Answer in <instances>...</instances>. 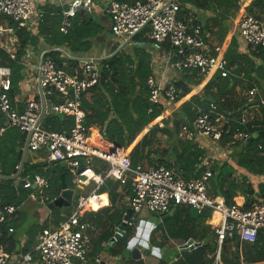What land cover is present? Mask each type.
Instances as JSON below:
<instances>
[{
  "label": "trees",
  "instance_id": "trees-1",
  "mask_svg": "<svg viewBox=\"0 0 264 264\" xmlns=\"http://www.w3.org/2000/svg\"><path fill=\"white\" fill-rule=\"evenodd\" d=\"M118 1L133 3L145 0ZM178 3L179 18L189 26H201L202 35H208L207 42L210 48L213 49L215 46L220 48L221 55L226 60L227 67L232 69L233 75L227 78H220L218 74L205 77L197 70L185 71L180 73L179 79L174 84L181 90L174 101L171 103L163 101L161 105L152 104L149 101L147 80L155 76L153 55L159 52L152 49L148 29L144 28L120 52L99 61L100 81L88 90L89 98L83 99V108L86 112L84 126L91 130V133L92 129L97 130L104 141L123 149H128L140 138L128 154L133 167L146 162L148 167H165L178 173L176 171L178 166L179 176L185 181L200 179L208 170L210 177L206 180V192L210 198H222L227 207H232L236 205L235 199L242 197L244 199L242 208L249 209L255 199L264 203V184H259L254 190L245 178L238 179L235 169L227 163L211 161L210 167L206 168L202 165L205 149L199 143L178 139V132L181 125L189 124L199 116L200 111H207L211 104H215L219 113L231 119L224 128L227 132L222 135L221 144L223 146L230 144L234 149L232 154L234 164L251 175L264 176V106L260 108L261 117L245 127L248 134L255 136L254 140L250 144L244 142L231 144L235 133L244 130L238 122L242 111L250 105L237 90V86L243 82L248 91L255 89L257 91L255 104L258 103L259 98L264 100V48L246 44L240 36L236 22L244 14L263 21L264 0H178ZM45 12L36 35L26 30H16L11 25L18 41L13 60L0 50V65L7 66L11 70L9 97L10 104L17 113L22 111L21 102L17 99L23 81V68L19 63L28 47H33L35 50L40 47L41 52L48 51L44 57L49 58L56 69L70 73L79 62L68 57L88 55L93 50L94 42L105 34L104 25L94 14L79 12L71 20L67 34L63 35L58 30L60 10L46 8ZM241 45L244 52L239 50ZM117 48L118 46L112 47L110 55L114 54ZM57 49L67 56L54 51ZM160 55L168 56L169 64L181 58L179 50L171 47L168 42L162 45ZM159 122H162V128L158 126ZM2 125L3 119H0V126ZM72 125L71 117L52 115L44 120L43 128L49 132L65 134ZM149 125L151 128L146 130ZM23 140L24 136L13 128L6 130L0 138V194L4 204L18 207L29 193L33 192L29 190L27 196H23L24 189L16 191L14 188L11 176L15 173L17 164H22L20 173L22 179L34 175L49 179V187L42 194L46 204L59 196L60 176L64 177L67 187H74L71 183V175L60 164H51L50 168L45 170L46 163L25 161L24 154L20 151ZM162 141L168 147L162 146ZM92 168L95 173L101 174L107 168V164L94 159ZM106 187H109L111 197L110 208L107 210L108 212L114 210L111 213L112 216L114 215L112 218L114 222L109 224L113 229L121 226L126 207L117 206L119 194L115 191L120 187L117 182L106 181L96 194L105 193ZM121 190L124 195H130V183L121 187ZM174 209V214L162 221L167 227L169 239L176 240L180 244L192 239L200 243V246L190 252L178 253L179 255L172 259L160 258L158 264H168V261L169 264H211L212 259L208 256L213 255L217 247L212 227L205 224L211 217V211L202 212L198 216L203 219L202 225H198V217L193 219L190 216L189 207L178 206ZM67 215L64 216L59 209L53 208L50 214L51 220L42 227L34 226L31 234L35 235L37 230L47 231L49 225L58 227ZM87 215L84 214L83 221H86ZM164 216L166 215L159 217ZM13 227L12 220L0 224V247L9 244V247H4L6 255H12L16 249L17 242L12 236L7 237L8 231ZM156 230L157 227L150 234L149 242L151 246L159 248L165 243L154 241ZM113 233V230L104 232L103 237L97 242L96 252L103 251L102 243L109 244ZM132 236L133 232L127 230L125 236L112 245L119 250H112L111 256L116 257L125 253L127 243ZM35 246L36 242L27 243L18 253L23 255L30 253ZM219 260L221 264L264 263V229L257 233L253 242L240 241L236 235L225 240L220 249ZM131 262L142 264L140 260L131 259Z\"/></svg>",
  "mask_w": 264,
  "mask_h": 264
},
{
  "label": "built area",
  "instance_id": "built-area-1",
  "mask_svg": "<svg viewBox=\"0 0 264 264\" xmlns=\"http://www.w3.org/2000/svg\"><path fill=\"white\" fill-rule=\"evenodd\" d=\"M47 2L48 0H0V50L12 60L17 45L13 27L36 35L45 17L44 6ZM179 9L178 0H145L133 3L109 0L106 13L110 21V34L117 40L126 42L147 28L153 50L160 54L162 45L166 42L179 50L181 58L172 64H169L168 56L162 55L165 63L179 74L197 70L205 77L218 74L220 78H227L233 75L232 69L227 67V62L221 55L220 48L215 46L211 49L207 42L208 35H202L201 26H189L179 18ZM93 11V0H70L68 6L60 11L59 32L67 34L71 20L77 13L92 14ZM236 26L246 44L264 48L262 21L244 14L237 20ZM4 41H7V44H3ZM31 51L33 52L32 47L26 49L19 64L23 68L26 81L34 78L35 94L23 103L20 113H17L10 104L11 70L0 65V119H3L0 138L9 128L18 130L24 136L20 149L24 155L28 151L36 153L45 150L47 162L45 170H48L51 164L63 165L71 175L74 187L84 188L91 182L95 187L86 198L79 197L77 207L72 209L58 227L38 233L36 246L32 252L11 262L4 249L0 247V264L30 263L33 256L38 259L39 264H84L91 248V235L88 232L90 226L81 221L82 213L91 198L96 199L100 196L96 194L99 187L109 180L117 182L120 187L130 183L131 189V194L127 197L131 215L124 227L122 225L115 227L109 246L123 238L127 230H133L135 233L127 245L141 248L145 243L149 244L150 234L156 226L135 220L132 216L144 212L163 216L178 206L193 208L198 216L202 212L211 211L207 223L212 227L217 244L215 253L208 256L212 259L211 264H221L220 249L225 240L236 235L240 241L253 242L257 233L264 229L263 202L254 203L249 209H243L238 204L227 207L222 198L212 199L207 195L206 180L210 177L208 170L200 179L185 181L181 179L179 173L165 167L142 165L133 167L127 153L117 152L115 149L108 151L96 146L92 140L91 130L84 126L86 112L83 108V99H86L88 90L100 81L99 60L83 59L67 73L56 69L53 62L49 58H42V55L37 64H33L29 60ZM175 82L176 80H173L162 86L154 78L148 79L149 101L156 105H161L163 101L170 103L174 101L181 92L174 86ZM256 96L255 89L245 94V99L250 105L242 111L238 122L244 130L235 133L231 144L245 143L252 138V135L245 131V127L261 117L260 108L264 106V100L261 98L258 103H254ZM52 115L72 118L73 125L68 133L49 132L43 128L44 120ZM230 121L229 116L222 115L217 111V106L211 104L209 110L200 111L199 116L192 122L181 125L178 139L193 143L204 140L218 143L224 132H227L224 128ZM158 126L162 128V122H159ZM150 128L151 125L146 129ZM101 138L100 136L99 139ZM94 159L107 164V168L101 174L95 173L92 168ZM202 165L210 167L208 159L203 160ZM21 169L22 164H17L15 173L11 176L14 182L22 179ZM29 178L32 179L31 182L28 181ZM22 180L25 181L22 189L29 191L35 186L34 191L40 195L49 187V179L40 175ZM29 196L33 198L31 193ZM42 203H45L44 199ZM15 214L16 207L4 204L0 194V224H5ZM215 214L218 218L217 223L213 224L211 220ZM197 247L199 246L191 244L187 249L194 250Z\"/></svg>",
  "mask_w": 264,
  "mask_h": 264
},
{
  "label": "crops",
  "instance_id": "crops-1",
  "mask_svg": "<svg viewBox=\"0 0 264 264\" xmlns=\"http://www.w3.org/2000/svg\"><path fill=\"white\" fill-rule=\"evenodd\" d=\"M69 1L70 0H48V2L44 6V10L47 8V9H59L61 11L62 9L66 8L68 6ZM93 1H94V11L92 14H94V16L100 22H102V24L104 25L105 34L103 36L99 37L94 42L93 50L88 55H84V56L76 57V58L86 59V60L96 59V60L100 61V60H103V59H106L108 57L113 56V54L110 55V50L112 49V47L118 46V48H119L122 45H124L125 42H121L120 40H117L109 32L110 21H109L108 15L106 13V8H107L109 0H93ZM208 15L210 16V14H208ZM104 39L105 40L107 39L106 41L109 42L106 44L107 46L105 44H103ZM17 45H18V41H17ZM239 50H240V52L245 51V50H243L242 45H241V48H239ZM31 53H32V55H31L29 60L33 64H36V62H38V60H39V58L43 52L40 51L38 55H36V53L34 51L33 52L31 51ZM161 60H162V57H160L159 53H155L153 55V65L155 67L154 68V73H155L154 79L158 84H160L162 86H166L168 83L172 82L173 80H178L180 77V74L176 70H174L169 64L164 63L163 65H161ZM159 61H160V63H159ZM163 62H165V61L163 60ZM26 80L27 79L23 75V81H22L21 85H24V87H21V85H20V88H19L20 92L22 90L25 91L24 99L22 101H20L21 107L26 100L30 99L31 96H33L35 94V92L33 91V89L36 85L34 83V78H31L28 81H26ZM24 81H26V82H24ZM237 90H239L240 94H242L244 97H245V94L248 92V90L245 88L243 82L240 83L239 86H237ZM87 98H89V94L87 95L86 99ZM146 130H149V129H146ZM92 132H96L95 135L97 137H95V135H92V140L94 141L96 146H99L100 148H104L108 151L115 149L117 152H125V153L129 154V152L134 147V145L140 140V138H138L128 149H123V148L117 147L113 144L107 143L102 138L100 140L99 139L100 135H99L98 131H96L95 129H92ZM163 141H165V140H163ZM163 141L161 142L162 146L168 147L167 144H165V142H163ZM199 144L205 149V159L204 160L208 159L209 164L211 163V161H217L220 164H223V163L229 164L230 166H232L235 169L236 176L238 177V179L240 177L245 178L247 180V182H249L252 185L254 190H256V188L259 184H264V176L251 175L248 172H246L245 170L238 168L234 164L233 159H232V154L234 152L233 151L234 149L231 147L230 144H226L225 146H223L221 144V141L218 143H213V142H210L207 140H204V141L200 142ZM24 160L25 161L28 160L30 163H37V162L40 163L41 162V163L47 164V162H46V151L41 150V151L36 152V153L28 151L24 155ZM142 164H143L142 165L143 167H148L146 165V162H144ZM60 166H62V165H60ZM63 179H64V177H63ZM60 180H61V176H60ZM71 183H72V181H71ZM72 185H73V183H72ZM90 186H93V188H91L90 191H87L86 188H88ZM94 187H95V184L91 182L87 187H84L83 190L85 192H87V194H89L94 189ZM106 188H107V191L100 195V196H105L106 199H105L104 203L102 204L100 202L99 204H97V206L95 208L93 206H87L82 213L81 221H83L82 219H83L84 214H88L86 221H83V222H86L90 226V229L88 232L90 233L91 240H92L91 248H90V251L87 255L86 262L84 264H119L121 261L124 264H128V262H126V260L123 262L124 258L122 259L120 254L117 257H114V256L112 257L108 253L104 252V250L100 253L96 252L97 242L103 237L104 232L105 231L107 232L109 230H113V231L115 230L114 227L112 229L109 225V224H112L114 222V219H112L114 215L113 216L111 215V213L114 210H111L109 212L107 210L108 208H110L111 197L109 195V192H110L109 187H106ZM70 189H74V187L70 188ZM25 191H27V190H25ZM32 191L33 192L31 193V195L33 196V198H31L30 196H27L25 198V200L20 204V206L16 207V214L12 219H10V221L11 220L14 221V227H13V229H10L11 232L8 231L7 237L12 236L14 238V240L17 242L15 252L12 255L7 254V256L11 262H14L15 260H17L19 257H21L23 255L22 253H18V252L23 249L25 244H27V243L31 244L32 242H37L36 236L41 231L37 230L38 232H36L35 235H32L31 234L32 228L34 226H38V228L42 227L45 223H47L48 221L51 220L50 219L51 210H49L47 208L46 203H42V200L44 198L42 197V195L35 192L33 189H32ZM27 192H29V191H27ZM115 192L117 194H119V199L117 200V206H120V207L125 206L126 210L129 209V205H128V201H127L128 196L124 195V192L121 190V187H119L117 189V191H115ZM235 202H236V204L242 206L244 203V199L242 197H237L235 199ZM257 202H262V201L255 199L253 204L257 203ZM25 206H27L26 209H24ZM57 209H59V208H57ZM59 210H60L61 214L64 216L72 211V209H70L66 213L65 210H61V209H59ZM92 213H94V214H92ZM125 213H126V211H125ZM125 213H124V216H125ZM30 214L35 215L36 218H34L32 220L31 224H27L26 223L27 217L28 216L32 217ZM189 214H190V210H189ZM197 217H198V215H197ZM197 217H195V218H197ZM217 218H218V215L215 214L213 216V219L211 220V223H213V224L217 223ZM162 221H164V220H162ZM205 224L210 225L207 222ZM53 229H54L53 225H49L47 230H53ZM131 231L133 232L132 237H134L135 233L133 230H131ZM153 239L156 242L158 241L155 238H153ZM148 243H149V241H148ZM176 245L180 251L183 244H180V242H179ZM7 246L9 247L8 243H7ZM7 246H4V247H7ZM4 247H2V248L4 249ZM101 247H102V249L110 248L109 244H105V243H102ZM152 248L159 250V248H156L153 246H152ZM115 250L118 251L119 248L117 247ZM125 250L127 251V247ZM180 253H185V252L180 251ZM151 255H152V257L153 256L156 257V261L153 262L152 264H158L159 260H160V252L158 251V252H155ZM145 259H146V257L142 256L141 259L134 260V261L140 260V262L142 264H145ZM169 262L170 261H168V264H169ZM23 264H39V261L35 257L34 259H32V261L30 263H23Z\"/></svg>",
  "mask_w": 264,
  "mask_h": 264
},
{
  "label": "water",
  "instance_id": "water-1",
  "mask_svg": "<svg viewBox=\"0 0 264 264\" xmlns=\"http://www.w3.org/2000/svg\"><path fill=\"white\" fill-rule=\"evenodd\" d=\"M133 38H130L129 40H127L125 42L124 45H122L121 47H119L113 55L117 54L118 52H120ZM56 52H60L62 54H64L61 50H54ZM48 53V51L44 52L42 54V58H44V56ZM64 56H67L64 54ZM68 59H71V60H74V61H83V59H78V58H71V57H68ZM255 136H253L252 138L248 139L244 144H250L252 142V140H254ZM61 167L64 168V166L62 165ZM176 171L178 173H180V169L178 166H176ZM29 182L32 181L31 178H29L28 180ZM23 185H25V181L24 180H18V181H15L13 182V186L14 188L16 189V191H20L23 187ZM32 189L34 190L35 189V186L32 187ZM60 194L59 196L54 199L52 202H49L47 204V208L49 210H52L53 208H59L61 210H65L66 213L70 210V209H75L77 207V200L79 199L80 196L86 198L88 196L87 192H85L83 190L82 187H74V189H70L67 187V185L64 183V179H63V176H61V188H60ZM175 212V209H172L166 216L162 217V220H167L169 219ZM131 215V210L130 209H127L126 210V213H125V216L123 217V220H122V227L125 226V222H127L129 220V217ZM190 215L192 218H195L197 217V211L193 208L190 209ZM152 216H158L157 214H152ZM142 225V224H141ZM134 242V241H132ZM191 244H194V245H197V246H200V243H196L193 241V240H188L183 246L182 248L180 249L181 252H190L192 251L191 248L187 249V246L188 245H191ZM127 251L130 252V255H131V258L133 260H138V259H141L142 256L144 255H147V254H153L155 252H158L159 250L158 249H155V248H152V246L150 244H147L145 243L139 250V247L137 248H132L129 245H127Z\"/></svg>",
  "mask_w": 264,
  "mask_h": 264
},
{
  "label": "rangeland",
  "instance_id": "rangeland-1",
  "mask_svg": "<svg viewBox=\"0 0 264 264\" xmlns=\"http://www.w3.org/2000/svg\"><path fill=\"white\" fill-rule=\"evenodd\" d=\"M202 17L205 18V16H202ZM262 22L264 23V20ZM106 40L104 39V41H103V44H105V45L107 43H109ZM3 44H7V41H4ZM17 46L18 45H16V48H17ZM33 51L36 53V55H38L39 52H40V47L37 50H35L33 48ZM160 57H162L161 65H163L165 63V62H163V60L165 61V58L162 55H160ZM159 63H160V61H159ZM36 64H37V62H36ZM24 82H26V81H24ZM21 87H24V85H21ZM24 93H25V91L22 90L17 95V99L19 101H22L24 99ZM95 133L96 132H92V135H95ZM95 137H97V136L95 135ZM91 188H93V186H90V187L86 188V190L87 191H90ZM22 195L23 196H27V191L23 190ZM26 208H27V206L24 207V209H26ZM30 215L32 217H30V216L27 217V220H26V223L27 224H31L32 223V220L34 218H36L35 215H33V214H30ZM132 218L135 219V220H138V221H144V222L153 224V225H155L157 227V230H156V232L154 234V238L156 240H158L157 242H163V243H165V245H162V246L160 245L159 246V252H160V258L161 259H172L173 257H176L177 255H179L178 253H180V251H179V249H178V247L176 245L179 242L176 241V240L169 239L168 234H167V230H166L167 227H166V225H164L162 223V217L152 216L151 214H148V213L144 212V213H142L140 215H133ZM202 223H203V219L200 218V217H198L197 224L198 225H202ZM149 244H150V242H149ZM112 247L113 246H110L111 249L106 248V249H103V250H104V252L108 253L111 256V254H110L111 251L116 249V248H114V247L112 248ZM139 250H140V248H139ZM144 256L146 257L145 264H152L153 262L156 261V257H154V256L152 257L151 254H147V255H144ZM121 257H124L123 262L126 260V262H128V264H132V262H131V259L132 258H131V255H130L129 251H126L125 253L121 254ZM121 263H122V261L119 264H121ZM122 264H124V263H122Z\"/></svg>",
  "mask_w": 264,
  "mask_h": 264
},
{
  "label": "bare ground",
  "instance_id": "bare-ground-1",
  "mask_svg": "<svg viewBox=\"0 0 264 264\" xmlns=\"http://www.w3.org/2000/svg\"><path fill=\"white\" fill-rule=\"evenodd\" d=\"M105 199V196H98L96 199L91 198L87 206H93L95 208L100 202L103 204Z\"/></svg>",
  "mask_w": 264,
  "mask_h": 264
}]
</instances>
